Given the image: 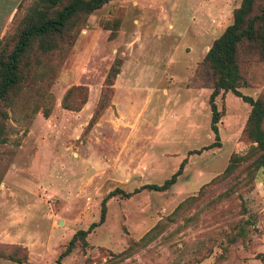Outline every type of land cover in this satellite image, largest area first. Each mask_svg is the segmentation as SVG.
I'll return each instance as SVG.
<instances>
[{"label": "rangeland", "instance_id": "obj_1", "mask_svg": "<svg viewBox=\"0 0 264 264\" xmlns=\"http://www.w3.org/2000/svg\"><path fill=\"white\" fill-rule=\"evenodd\" d=\"M34 1L0 0V47ZM239 3L110 0L60 49L32 58L5 108L0 264H57L92 223L87 246L60 264H264L263 170L249 175L246 163L203 186L253 145L242 135L250 106L229 91L215 98V139L201 66ZM239 71L241 94L264 95L263 61L240 54ZM112 73L108 105L88 126ZM73 86L87 91L78 110L61 106ZM182 161L170 188H142ZM114 188L131 194L107 198L100 220Z\"/></svg>", "mask_w": 264, "mask_h": 264}, {"label": "trees", "instance_id": "obj_2", "mask_svg": "<svg viewBox=\"0 0 264 264\" xmlns=\"http://www.w3.org/2000/svg\"><path fill=\"white\" fill-rule=\"evenodd\" d=\"M108 1L110 0H35L27 9L14 35L0 47V144L5 141L4 120L7 117L5 108L11 106L21 92L32 58L37 54H47L60 49L62 44L80 29L86 17ZM240 54L255 56L264 62V0H240L232 12V22L212 41L201 63L210 80L208 85L211 89L210 129L215 139L219 137L217 126L219 112L215 98L229 91L250 106L242 135L253 143L245 153L232 154L223 172L203 186L229 178L238 167L246 163L249 175L263 170L264 185V95L252 98L238 91L244 84L239 71ZM112 71L115 72V69ZM113 76V73L107 76L106 88L88 126L95 122L101 110L108 105ZM86 97L87 91L83 86L70 87L62 97L61 106L69 110H78L86 101ZM48 114V109H45L44 115ZM184 162L182 161L178 169L162 184H148L142 188L153 191L167 190L176 182ZM130 194L119 188L108 192L101 202L100 220H103L105 214L107 198L115 195L128 197ZM195 198L196 196H191L188 200ZM186 201H182L175 210ZM94 226L95 223H92L86 230L79 229L74 232L59 254L57 264H60L59 260L68 255L78 243L82 248L87 246L86 235Z\"/></svg>", "mask_w": 264, "mask_h": 264}]
</instances>
